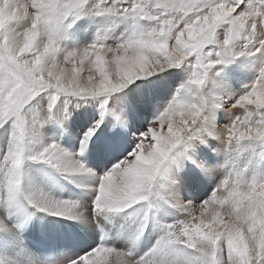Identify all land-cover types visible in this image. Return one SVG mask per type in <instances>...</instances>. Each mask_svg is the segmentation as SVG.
Segmentation results:
<instances>
[{
	"label": "snow or ice",
	"instance_id": "6c2138e0",
	"mask_svg": "<svg viewBox=\"0 0 264 264\" xmlns=\"http://www.w3.org/2000/svg\"><path fill=\"white\" fill-rule=\"evenodd\" d=\"M101 16L131 29L111 43L102 34L62 45L82 17ZM242 56L256 57L255 76L226 105L211 70ZM186 65L191 72L173 87L179 73L170 69ZM75 108L84 122L75 152L39 138L41 126L63 125ZM218 110L229 119L223 126ZM0 128L8 133L0 191L65 217L47 227L69 243L93 238L69 222L86 221L89 211L119 213L159 198L182 213L160 223L159 238L139 257L100 243L68 264H264V173L250 171L264 163V0H0ZM210 140L229 154L223 176ZM93 152L110 167L90 208L23 188L26 159L74 177L94 174L81 159ZM205 184L212 187L204 199L183 198ZM149 220L146 211L138 233Z\"/></svg>",
	"mask_w": 264,
	"mask_h": 264
},
{
	"label": "bare ground",
	"instance_id": "6f19581e",
	"mask_svg": "<svg viewBox=\"0 0 264 264\" xmlns=\"http://www.w3.org/2000/svg\"><path fill=\"white\" fill-rule=\"evenodd\" d=\"M115 23L113 20L109 24L110 28L108 29L110 30V33L108 31V35H111L113 38L116 37L114 31ZM75 31L77 32V30ZM77 33H79L78 39L84 38L85 31L84 35H81L79 31ZM66 39L68 41H61L62 45L68 48H75V46H72L75 38L67 37ZM256 56L258 57L259 53ZM256 63V57L242 56L229 65L219 66L211 70V74L218 83H221L222 94L227 93V96L232 98V101L243 94L246 91L245 85L254 79V65ZM186 67L188 69L187 71L182 69V72H179V76L183 75L179 78L181 81L185 80L192 70L190 66ZM220 68L223 70H219ZM225 82H227V86H225ZM209 86L211 87L210 84ZM77 110L78 108L73 109L72 114L67 117L63 125L48 123L41 126L39 138L44 142L55 140L62 148L68 149L70 152H75L79 146L77 139L79 131L84 126V122L80 119V116L77 117ZM151 116L152 114L149 113L148 119ZM132 131H136V129H132ZM7 135L4 130L0 132V152L6 147ZM213 142L215 141L210 140L214 148L220 149L219 155L216 152L212 153L213 162H219V164L223 165L229 154L224 145L218 141H216L217 144ZM32 147L34 150H39L40 144L34 142ZM81 158L94 170V174L86 173L69 177L43 161L26 159L23 164V188L26 191L43 193L58 199L79 201L82 205H87L90 208L91 200L98 190L99 177L103 174L106 167H110V163L107 158L101 157L94 152L87 153ZM258 166L250 171L260 173L261 171ZM215 172H218L220 175L222 173L221 167H218ZM189 175L194 180L197 173L194 170ZM205 191L206 188L202 185L193 196H189L187 192H182L181 194L185 200H197L199 197L200 199L203 197V192ZM146 211L150 217L149 227L144 232L138 233L137 225ZM181 215L182 213L179 209L172 207L159 198H152L151 207L148 206V202H140L119 213H92L89 211L86 221L69 222L80 223L83 229H87L93 233V238L87 241L69 243L66 238L47 227L49 220L66 219L65 217L51 216L49 213L41 211L23 195L17 197L13 202H9L7 200V193L0 191V219H5L8 225L7 230H0V262L2 264H66L69 260L76 259L79 249L87 248L89 245L95 247L100 243L130 252L133 257H139L150 250L159 238L161 234L160 223L171 222ZM98 224L102 225L105 230V235L102 240L99 239ZM28 235L38 242L49 244L55 251L54 259L48 262L39 259L25 243L24 237ZM9 252L10 256L8 255ZM8 256L11 259H8Z\"/></svg>",
	"mask_w": 264,
	"mask_h": 264
},
{
	"label": "rangeland",
	"instance_id": "374dc122",
	"mask_svg": "<svg viewBox=\"0 0 264 264\" xmlns=\"http://www.w3.org/2000/svg\"><path fill=\"white\" fill-rule=\"evenodd\" d=\"M102 17V18H101ZM101 17H95V18H89V17H82L80 20H78L73 26H72V28H70V34H68V37H73V39H74V41H73V43H72V46H75V47H79V46H82V45H84V44H86V43H89L90 41H92L93 39H97L98 37H100L104 32H105V34H106V32H107V34L105 35V34H103L104 36H107V39H106V42H108V43H111V42H113L112 40H116V39H118V37L119 38H121V37H123V36H125L129 31H130V29H131V25L127 22V21H125V22H121V23H115L116 24V26H115V28H114V31H115V36L116 37H112L111 35L109 36L108 35V31H109V33H110V30H108L109 28H110V25L109 24H111V22L113 21V18H111V17H107V16H101ZM94 21V22H93ZM91 22V23H90ZM93 23V24H92ZM82 27H81V26ZM107 25V26H106ZM108 25H109V27H108ZM124 26H125V28H124ZM74 27H76L75 28V30H77V32L79 31V32H81V35L83 34L84 35V31H85V35H86V37H85V35L83 36L84 38H81V39H78V35H79V33H77L75 30H74ZM81 29V31H80V29ZM87 29H86V28ZM108 27V28H107ZM84 28H85V30H84ZM84 30V31H83ZM83 31V32H82ZM101 31H102V33H101ZM71 34H72V36H71ZM101 34V35H100ZM119 35V36H118ZM108 36H109V38H108ZM77 37V38H76ZM65 40H67L68 41V39H65ZM65 40H63V41H65ZM69 42H70V40H69ZM187 66V65H186ZM186 66H183V67H186ZM178 68V69H170V71H174V72H177V73H179V72H182V69H184V68ZM226 72V71H225ZM224 72V73H225ZM226 74H227V72H226ZM181 76H183V75H181ZM181 76H179L178 75V77L175 79V81L173 82V85L172 86H176V85H178L179 83H180V81H181V79L179 80V78H181ZM176 82V83H175ZM209 88H210V86H209ZM226 95H227V93H226ZM235 96V95H234ZM233 96V97H234ZM229 99V101H227L226 102V105H227V103H231L232 101H231V99L232 98H228ZM93 103H96L95 101H93ZM92 107V105H89V104H83V108H91ZM82 109L81 108H78V110H77V117L79 116V113H80V111H81ZM93 111H95V109L93 108ZM219 113V114H218ZM223 114V115H222ZM150 119H152V116L150 117ZM226 119H227V121H226ZM217 121H218V123L222 126V125H224L225 123L227 124L228 122H229V119H228V116L227 115H225V113L222 111V110H218V112H217ZM220 121V122H219ZM224 123V124H223ZM6 128L8 127V126H5ZM5 131V128H0V132L1 131ZM9 131H10V129H9ZM7 133V132H6ZM8 134V133H7ZM215 141V140H214ZM213 143H216V141L215 142H213ZM217 144V143H216ZM82 159V158H81ZM261 166H262V169H261ZM259 170L261 171L260 173H264V163H261L259 166ZM230 168H231V164H230V162H229V156H228V158H227V160L224 162V164H223V166L221 167V170H222V173H220V175H219V173L217 172L216 173V175L219 177V176H223V175H225L226 174V172L227 171H229L230 170ZM263 170V171H262ZM222 178V177H221ZM203 186H205V188H206V191L205 192H203L202 194H203V197L201 198V199H204L207 195H208V193L211 191V185L210 184H205V185H203ZM201 194V195H202ZM198 199H200V197L198 198ZM196 200V202H198L199 200ZM200 199V200H201ZM17 226H19V225H17ZM13 232V231H12ZM29 236V235H28ZM8 255L10 256V252L8 253ZM8 256V259H11L10 257ZM2 257V256H1ZM1 263V262H0ZM2 264V263H1ZM67 264V263H66Z\"/></svg>",
	"mask_w": 264,
	"mask_h": 264
}]
</instances>
